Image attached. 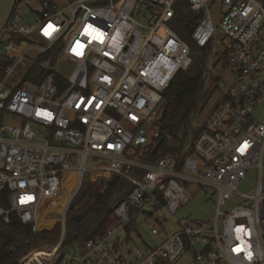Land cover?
<instances>
[{
	"label": "built area",
	"instance_id": "built-area-1",
	"mask_svg": "<svg viewBox=\"0 0 264 264\" xmlns=\"http://www.w3.org/2000/svg\"><path fill=\"white\" fill-rule=\"evenodd\" d=\"M177 1H13L0 24V56L11 61L0 77V220L36 223L61 192L60 173L74 170L80 185L87 162L88 174L128 185L113 222L76 256L63 251L62 229L53 248L17 264H178L187 250L189 264H264V0H186L189 38L220 54L231 81L181 162L141 160L164 87L192 61L171 28ZM36 61L41 75L29 71ZM250 171L255 193L236 192ZM186 186L214 190L213 225L176 218L179 230L162 236L158 214H176ZM233 193L240 203L222 212ZM138 214L159 237L153 247L126 238Z\"/></svg>",
	"mask_w": 264,
	"mask_h": 264
},
{
	"label": "trees",
	"instance_id": "trees-1",
	"mask_svg": "<svg viewBox=\"0 0 264 264\" xmlns=\"http://www.w3.org/2000/svg\"><path fill=\"white\" fill-rule=\"evenodd\" d=\"M174 14L171 28L182 36L190 46L192 61L186 70L178 71L162 91L163 101L156 118L158 136L149 140L141 157V160L147 163L154 162L166 154L173 155L179 160L182 149L181 141L186 132L187 124L196 112L197 102L202 100L203 59L209 49L195 46L189 38L188 25L194 23L196 16L190 13L186 0L177 1ZM9 64H11L9 59L0 56V77L4 75L5 67ZM33 67L38 69V75L43 74V69L38 66V61L30 67V72L34 71ZM200 127L188 148L192 147L194 139L201 130ZM127 186V180L118 174L112 175L102 190L98 186L95 187L94 183H90L88 187L82 190L73 203L76 209H73L74 211L64 223L62 248L77 244L76 242H85L87 239L102 233L103 228L113 222L112 210L119 200L126 196ZM73 205L70 207L71 209ZM39 217L37 222L33 224L22 223L16 215L12 216L9 223H3L0 220V264H17L22 256L38 247L53 248L59 235L62 234L59 233V225L49 228L42 227L38 224ZM131 231H136L135 234H138L134 221H131L126 228L128 238H131Z\"/></svg>",
	"mask_w": 264,
	"mask_h": 264
},
{
	"label": "rangeland",
	"instance_id": "rangeland-1",
	"mask_svg": "<svg viewBox=\"0 0 264 264\" xmlns=\"http://www.w3.org/2000/svg\"><path fill=\"white\" fill-rule=\"evenodd\" d=\"M14 0H0V24L3 23L8 15L10 14L13 7ZM215 12V11H214ZM215 23L218 26V19H215ZM217 50L220 47L216 48ZM35 53L33 54V56ZM204 73H203V85L201 88V97L202 100L197 102L195 108V114L191 117L190 121L187 124V129L182 138L181 145L182 149L180 151L179 162H181L184 155L189 152L188 146L190 145L191 140L197 133L199 127L202 122L206 120L208 114L212 112L211 110L217 104L220 98H222L227 86L231 81V76L228 72H223L224 64L222 62V57L218 52H214L213 50H208L204 59ZM34 71L32 73H38L37 68L33 67ZM57 71L61 73H65V69L60 66H56ZM219 80H222V83H218ZM31 88V86L28 85ZM5 121H9V123H13L11 119L7 116ZM177 159V158H176ZM93 162H87L86 170L83 181L80 185H77V175L76 172L72 169L67 171H62L60 173V179L62 181V188L59 196L56 199L48 201L44 203L40 207V217L38 224L42 227L49 228L54 225H59L60 234L62 233V229L64 223L68 220L72 212L76 209V206L73 205L77 195L84 190L86 187L90 185V183H94L95 187H100L101 190L104 188L105 183L108 181V178H105L103 175L101 177L97 175L98 173L88 174V169L92 168ZM255 175L254 172L250 171L246 175V177L241 181L239 186L235 189L238 193L244 194H254L255 190ZM185 192L189 197V201L184 203L179 211L174 215H166L164 213H159L162 217V221L164 226V231H162V236H167L170 233L176 232L179 230V227L175 223V219H181L185 217H189L194 220L208 222L209 225H213V219L216 216V194L214 190L210 187H195V186H186ZM240 197L233 193L230 200L226 202L224 206L220 209L224 213L230 212L234 206L238 205ZM73 205V208L70 207ZM74 209V210H73ZM72 210V211H71ZM136 228L138 230V234L132 235L130 242L134 241V243L141 244L143 246L146 245L148 247H153L155 244L159 242L158 236H151L149 233L148 227H145L144 218L140 214L136 217ZM220 219H218V225H220ZM60 237V235H59ZM77 244H71V246H65L64 252L71 257V255H77L78 247L82 248L83 242H76ZM43 248V247H42ZM190 253L189 250L186 251L185 255L182 256L181 260L178 264H189Z\"/></svg>",
	"mask_w": 264,
	"mask_h": 264
},
{
	"label": "crops",
	"instance_id": "crops-1",
	"mask_svg": "<svg viewBox=\"0 0 264 264\" xmlns=\"http://www.w3.org/2000/svg\"><path fill=\"white\" fill-rule=\"evenodd\" d=\"M137 232H138V230H137ZM135 233H136V231H131L130 236H132V235H136ZM126 238H127L128 240H129V239L131 240L132 237H131V238H130V237L128 238L127 233H126Z\"/></svg>",
	"mask_w": 264,
	"mask_h": 264
}]
</instances>
